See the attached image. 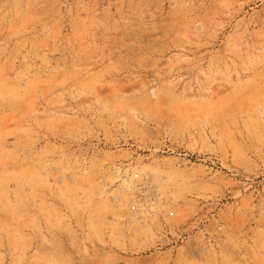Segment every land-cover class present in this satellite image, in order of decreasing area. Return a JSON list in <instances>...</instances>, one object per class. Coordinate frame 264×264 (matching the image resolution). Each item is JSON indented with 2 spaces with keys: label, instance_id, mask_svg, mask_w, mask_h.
Instances as JSON below:
<instances>
[{
  "label": "rangeland",
  "instance_id": "obj_1",
  "mask_svg": "<svg viewBox=\"0 0 264 264\" xmlns=\"http://www.w3.org/2000/svg\"><path fill=\"white\" fill-rule=\"evenodd\" d=\"M0 264H264V0H0Z\"/></svg>",
  "mask_w": 264,
  "mask_h": 264
}]
</instances>
